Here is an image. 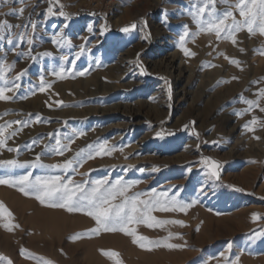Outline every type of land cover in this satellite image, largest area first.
<instances>
[{
  "label": "rangeland",
  "instance_id": "obj_1",
  "mask_svg": "<svg viewBox=\"0 0 264 264\" xmlns=\"http://www.w3.org/2000/svg\"><path fill=\"white\" fill-rule=\"evenodd\" d=\"M51 6L57 15L47 14L49 0L0 3V13L25 8L22 16L0 15L12 25L27 24L5 35L28 33L11 44L0 40L7 86L20 85L5 93L11 100H0V124L22 122L4 132H16L7 147L18 151L0 148V160L32 162L40 154L43 165L73 160V168L29 164L0 169V177L59 175L87 181L89 188L94 180L137 182L128 195L147 200L167 193L159 196L162 202L175 196L191 206L183 212L157 206L151 213L157 220L183 224L130 225L145 237L134 242L121 231L92 232L96 222L86 212L50 207L0 184V238L7 241L0 264H264V236L257 237L264 230V35L243 28L235 44L217 39L189 14L193 0H53ZM226 7L216 4L218 11ZM56 139L69 149L63 155L51 151ZM205 157L217 162L218 178ZM27 202L41 211L66 210L65 219L40 224L46 216ZM23 211L38 223L19 233L14 221ZM109 251L118 256L105 255Z\"/></svg>",
  "mask_w": 264,
  "mask_h": 264
},
{
  "label": "snow or ice",
  "instance_id": "obj_2",
  "mask_svg": "<svg viewBox=\"0 0 264 264\" xmlns=\"http://www.w3.org/2000/svg\"><path fill=\"white\" fill-rule=\"evenodd\" d=\"M14 2L24 3V0H0V3L10 4ZM53 0H49V7L47 8V14L50 16L57 15L53 11L52 5ZM58 2V0H56ZM195 5V10L190 12L193 20L200 26L201 31L215 32L217 39H231L232 43H236L235 34L243 28H247L249 33H254L259 31L261 35H264V0H193ZM224 4L227 7L223 10L216 8V4ZM233 8L238 10L239 16L243 19L237 20ZM25 11L24 7L19 9H9L8 13H0V15H17L22 16ZM205 13L207 16L205 18ZM31 13H29V16ZM59 15H67L64 11H60ZM231 18V22H229ZM27 19V18H26ZM28 23L31 24L33 31L36 28V24L31 20H28ZM27 24L21 25H12L7 20H0V40L7 39V42L11 44L14 39L17 37L21 40L26 39L28 36L27 32L15 33L6 36L5 33L9 32L13 28H26ZM134 27V25L132 26ZM186 28V26H185ZM91 28L89 31L91 32ZM123 31H129V27H125ZM223 34V35H222ZM189 35L187 30L180 36L181 45L183 44L185 37ZM195 35V34H193ZM27 42L32 44V40L28 39ZM54 43L57 41H53ZM185 55L193 54L190 53V50L183 48ZM243 51V49H241ZM50 53L45 52L43 55L47 56ZM264 54V53H262ZM65 59H67L65 57ZM232 63L239 66V62L232 60ZM4 67L0 64V81H3V84H0V100H11L13 96L6 95V92L13 91V89H19L20 85L14 83L12 88L7 86L8 78L3 75ZM11 67V66H9ZM26 71V70H25ZM25 71H21L14 80H19L24 74ZM83 75V73H80ZM59 75V73H57ZM43 81V77H41ZM40 91H45L43 87L40 88ZM15 93L13 92V95ZM261 96H264V90H261ZM249 104V107L257 105L256 101H246ZM248 109H245L247 111ZM264 111V108L260 109ZM7 113H4L6 115ZM21 124L22 122L9 121L6 124H0V148H7L9 152L18 151V148L7 147V140L10 136L16 134L15 131L9 133V136H5L4 132L7 127H10L11 124ZM250 123L255 124L256 118H253ZM26 126V125H25ZM245 127H248L246 124ZM251 130V129H249ZM83 135V133H81ZM159 136L160 133H157ZM36 141H33L35 144ZM55 148L51 149L58 155H63V152L69 150L66 145H62L60 139H56ZM47 148L48 146L45 145ZM91 147V146H89ZM104 145H100V149H104ZM101 154L100 151L97 152V155ZM80 153H77L79 156ZM91 158V157H89ZM127 158V157H126ZM204 165L210 170V174L218 178L217 172V162L211 160L209 157L203 158ZM31 164L32 167H49V168H60V169H70L73 168V160H66L63 163H57L54 165H43L40 162V154H37L36 160L32 162H21L16 159H7L0 160V169H16L24 168ZM129 167H132L129 165ZM31 173L21 175L18 177H12L11 173H8V178L0 177V184H7L13 187H19L25 195H34L37 200L42 204L48 202L50 206L66 208L69 212L73 211H82L86 212L89 217L94 218L96 222V227L91 229L92 232L103 231H121L129 236L134 238V242H141L145 239L143 236H137L136 229L130 227V225L143 223L149 227L154 225H161L166 223L174 224H183V221L173 220V221H162L157 220L151 213L156 210L159 206L161 211H185L191 204L181 203L177 200L175 196L171 197L170 200L161 201L159 196L167 197V193H160L159 196H153L151 199L141 200L139 196L140 193L134 195H128V190L137 182H131L124 184L121 180H116L114 183H110L108 180H94L91 182V187L89 188L88 182H75L68 178H62L61 176H47V177H36L34 180L30 179ZM117 197H120L119 202H115ZM192 203H195L193 201ZM169 205H171L169 207ZM0 208H3V205L0 204ZM254 219L257 217V214H253ZM5 228H9L8 224L4 225ZM264 236V230L257 233V237ZM74 238H78L74 237ZM143 246V245H141ZM168 247H179V245H167ZM105 255L109 257H117L118 254L114 251L105 252ZM6 259V258H4ZM11 264V262H9ZM116 264H122L120 260H116Z\"/></svg>",
  "mask_w": 264,
  "mask_h": 264
},
{
  "label": "bare ground",
  "instance_id": "obj_3",
  "mask_svg": "<svg viewBox=\"0 0 264 264\" xmlns=\"http://www.w3.org/2000/svg\"><path fill=\"white\" fill-rule=\"evenodd\" d=\"M249 41V40H248ZM252 45V44H251ZM178 52V51H177ZM177 57L176 56H174V59H175V62L177 63L178 62V67H180V66H182V59L181 60H179V59H176ZM184 64V63H183ZM180 71V70H179ZM190 76V75H189ZM206 77V76H205ZM209 81V80H208ZM207 81V82H208ZM210 82H212V81H210ZM95 87V86H94ZM91 89H92V87H91ZM94 90V89H93ZM93 90H90L91 91V93H93ZM22 105H24V103L22 104ZM41 107V106H40ZM126 143H127V141H126ZM92 165H97V164H95V163H91ZM25 204H27L26 206H27V208H29V210H32V211H34L35 213H37V214H39V213H42V214H44L45 216H46V218L45 219H40L39 218V223L41 224V222H40V220L43 222V224H45L46 222H49V223H55V222H57V221H59V218H61L63 215H64V211H66V210H64L63 211V209H58L59 211H55V210H53L52 212L50 211V210H46V211H41V210H39L38 209V207H36V204L34 203H30V202H27V203H25ZM25 206V207H26ZM51 207V206H50ZM57 209V208H56ZM23 210H24V208H23ZM68 211V210H67ZM62 218H64V217H62ZM65 219V218H64ZM36 224V223H38L37 221H32V217L30 216V215H28V216H26L25 215V213H24V211L22 212V216L19 218V219H17V220H15L14 221V224L15 225H17L22 231H20L19 233H22L23 231H25L26 230V227H27V224L28 225H32V224ZM88 224H89V222H87L86 224H84L85 226H88ZM14 225V226H15ZM84 225H81V226H84ZM30 227V226H29ZM77 228V226H75V225H73V226H71V228L69 229V232L70 233H73L74 232V230ZM85 232V231H84ZM15 233V232H14ZM25 234V233H24ZM6 238V237H5ZM5 238H0V246H6V244H7V241L5 240ZM37 244H35L34 242H30L29 243V246L30 247H32V248H37V246H36ZM17 264V263H16Z\"/></svg>",
  "mask_w": 264,
  "mask_h": 264
}]
</instances>
